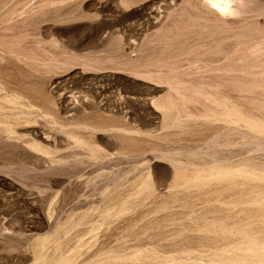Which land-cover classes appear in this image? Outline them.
<instances>
[{"label": "rangeland", "instance_id": "obj_1", "mask_svg": "<svg viewBox=\"0 0 264 264\" xmlns=\"http://www.w3.org/2000/svg\"><path fill=\"white\" fill-rule=\"evenodd\" d=\"M225 1L0 0V264H264V0Z\"/></svg>", "mask_w": 264, "mask_h": 264}, {"label": "bare ground", "instance_id": "obj_2", "mask_svg": "<svg viewBox=\"0 0 264 264\" xmlns=\"http://www.w3.org/2000/svg\"><path fill=\"white\" fill-rule=\"evenodd\" d=\"M210 2L212 3L213 6L218 7L221 10L222 13H227V12H230V10H231L230 5L225 0H210ZM254 244L255 243H252L251 247H249V250H248L249 251V255L252 256V257L254 255H256V253H258L257 245L255 246ZM258 248H259V246H258Z\"/></svg>", "mask_w": 264, "mask_h": 264}]
</instances>
